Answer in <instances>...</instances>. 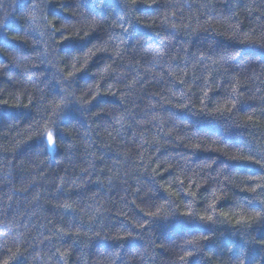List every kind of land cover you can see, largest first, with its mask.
Here are the masks:
<instances>
[{
	"label": "trees",
	"instance_id": "trees-1",
	"mask_svg": "<svg viewBox=\"0 0 264 264\" xmlns=\"http://www.w3.org/2000/svg\"><path fill=\"white\" fill-rule=\"evenodd\" d=\"M4 260L264 264V0H0Z\"/></svg>",
	"mask_w": 264,
	"mask_h": 264
},
{
	"label": "snow or ice",
	"instance_id": "snow-or-ice-1",
	"mask_svg": "<svg viewBox=\"0 0 264 264\" xmlns=\"http://www.w3.org/2000/svg\"><path fill=\"white\" fill-rule=\"evenodd\" d=\"M47 144L53 145L54 144V136L51 132L47 133ZM207 219L211 220V216H209ZM253 219H260V217H255ZM244 222H250V221H244ZM237 223H241V221H237ZM3 264H10L9 260H4Z\"/></svg>",
	"mask_w": 264,
	"mask_h": 264
}]
</instances>
